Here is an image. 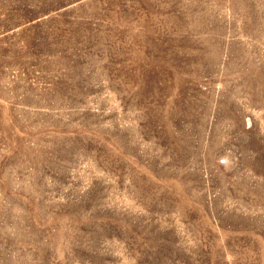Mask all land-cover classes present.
I'll use <instances>...</instances> for the list:
<instances>
[{
	"label": "rangeland",
	"instance_id": "374dc122",
	"mask_svg": "<svg viewBox=\"0 0 264 264\" xmlns=\"http://www.w3.org/2000/svg\"><path fill=\"white\" fill-rule=\"evenodd\" d=\"M0 264H264V0H0Z\"/></svg>",
	"mask_w": 264,
	"mask_h": 264
}]
</instances>
